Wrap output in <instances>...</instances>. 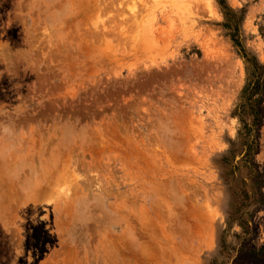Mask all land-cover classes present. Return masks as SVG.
<instances>
[{
  "label": "rangeland",
  "instance_id": "374dc122",
  "mask_svg": "<svg viewBox=\"0 0 264 264\" xmlns=\"http://www.w3.org/2000/svg\"><path fill=\"white\" fill-rule=\"evenodd\" d=\"M257 66L264 0H0V264H264Z\"/></svg>",
  "mask_w": 264,
  "mask_h": 264
},
{
  "label": "trees",
  "instance_id": "16d2710c",
  "mask_svg": "<svg viewBox=\"0 0 264 264\" xmlns=\"http://www.w3.org/2000/svg\"><path fill=\"white\" fill-rule=\"evenodd\" d=\"M263 72H264V67L262 66L255 67V71L253 73L255 80L251 82L249 86L245 89V98L248 102H250V109L254 115L253 122L255 126H260L261 116L263 115V112L257 109L258 101L255 98L256 94H258L262 88L261 76ZM245 128L248 131V133H251L252 127H249V125L246 124ZM245 145H246V153L244 155V159L248 161L251 155L255 152L256 142L252 138V140H247Z\"/></svg>",
  "mask_w": 264,
  "mask_h": 264
},
{
  "label": "bare ground",
  "instance_id": "6f19581e",
  "mask_svg": "<svg viewBox=\"0 0 264 264\" xmlns=\"http://www.w3.org/2000/svg\"><path fill=\"white\" fill-rule=\"evenodd\" d=\"M95 4V3H94ZM93 4V5H94ZM103 3H100L99 5H100V7H102L103 5H105V3L102 5ZM102 5V6H101ZM106 5H108L107 3H106ZM106 5H105V7H106ZM104 7V6H103ZM108 7V6H107ZM93 9H95V8H93ZM84 14V13H83ZM90 14V13H89ZM2 175V174H1ZM1 177V176H0Z\"/></svg>",
  "mask_w": 264,
  "mask_h": 264
}]
</instances>
